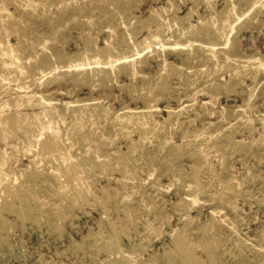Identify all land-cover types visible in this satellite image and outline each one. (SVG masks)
<instances>
[{
  "label": "rangeland",
  "instance_id": "rangeland-1",
  "mask_svg": "<svg viewBox=\"0 0 264 264\" xmlns=\"http://www.w3.org/2000/svg\"><path fill=\"white\" fill-rule=\"evenodd\" d=\"M13 1L17 2L3 5L10 18L0 20V40L18 42L25 49L21 84L61 92L55 95L62 102L95 96L99 103L93 115L79 111L56 117L51 125L55 129L51 128L58 131V142L64 146L60 152L40 150L45 130L41 135L30 133L28 141L20 130H13L12 135L27 141L22 148L16 147L14 137L4 142L2 133L11 131L7 123L0 126V152L10 154L4 183L8 181L15 193L23 192L16 198L8 187L3 191L10 193L11 209L0 201V264H102L112 258L140 264L149 257V264H166L167 253L173 256L170 264H264V71L249 68L250 76L230 78L224 66L233 70L244 58L264 54V2L250 10L246 8L250 0H51L49 4L35 0L31 5ZM231 5L237 8L232 20L239 18L228 38L223 35L213 41L218 64L198 46L188 58L182 49L167 48L165 57L182 65V75L167 67L161 84L156 72L162 43H153L142 55L129 48L150 28L172 43L188 26L189 38L207 42L208 35L218 31L215 20ZM163 7L167 9L159 28L155 22L144 23L152 9ZM226 49L237 56L231 64L222 56ZM76 55L75 70L60 68L58 61ZM97 61L103 65H96ZM47 63L57 72L42 84V73L36 71ZM130 64L137 71L134 78L129 77ZM77 73L90 76L73 81ZM142 75L148 92L141 87ZM5 80L13 83L11 76ZM15 92H6L10 96L6 100ZM148 96L153 102L147 103ZM106 106L113 112L146 107L154 115L147 131L130 132L116 117L107 121L100 115ZM168 108L176 109L175 117H167ZM241 108L251 116L246 125L237 117ZM195 128L199 131L190 134ZM121 151L129 156L107 161ZM33 158L34 171L21 170ZM172 161L174 168L168 171ZM66 167L80 173L82 199L69 191L61 195L58 180L62 181ZM30 181L38 186L33 189ZM44 182L52 191L47 198L41 187ZM177 232L193 258L186 259L175 246Z\"/></svg>",
  "mask_w": 264,
  "mask_h": 264
},
{
  "label": "bare ground",
  "instance_id": "bare-ground-1",
  "mask_svg": "<svg viewBox=\"0 0 264 264\" xmlns=\"http://www.w3.org/2000/svg\"><path fill=\"white\" fill-rule=\"evenodd\" d=\"M7 1H10L11 2H14L16 3L17 1H13V0H2L0 3V20H7L10 18V14L9 15H6L4 14V9L5 7H3V5L7 2ZM43 2H45L46 4H49L51 3V0H43ZM264 0H250V3H249V6H246L249 7L250 10H252L254 7H261L259 6L261 3H263ZM26 3L28 5H31L33 3H35V0H26ZM228 3V2H227ZM25 4V3H24ZM41 4V3H40ZM176 5V4H175ZM172 8H176L174 5H172ZM171 8V10H172ZM245 8V9H246ZM256 8V9H257ZM8 9V8H7ZM161 11H158V10H151L150 12V15L148 17H146L145 19V22L144 23H148L147 25H149L151 22H155L156 23V26L157 25H162V23L160 21L161 17L164 15L163 14V11L167 8H159ZM169 9V8H168ZM227 11L224 13V15H219V14H216L217 16L219 15L220 17H217V23H218V31L215 34H209L208 37H209V41H199V40H195V39H191L187 36V30H188V26L186 28H183V32H181L178 37H176L177 41H173L172 43H169L168 41L165 40V42L163 41V36H161V33L160 32H154L155 34H152L151 32L154 31V29H149L148 32H150L148 35H145L141 40L139 41H134L132 43L129 44V48L130 49H133L136 51V55H142L144 54L145 52L148 51L150 45H152L153 43L154 44H158L159 42H161V46L163 47L162 49V53H161V58H162V61L160 62V66L159 68L157 69V74L158 76H160V78L167 74L169 69L167 67H170L171 68V72L175 75H182V65H177L173 62H170L166 57H165V49L167 48H171L172 51H176L177 49H182L183 51H186L187 52V57L189 56V52L192 51V49L195 47V46H198L200 47L201 49H204V54L205 56L208 55L210 59H212L213 61V64H218V58H220L219 56L220 55H217V52H214L213 48H214V45H215V42L213 41H218L219 39H221L220 37H222L223 35H226L225 37L228 38L227 36L232 33V27L234 26V22H237L238 21V16H235L234 19L232 20V16L234 15V11L235 8L234 6H228L226 7ZM6 11V10H5ZM166 11V10H165ZM246 11V10H245ZM255 12V11H252V13ZM21 13V12H20ZM251 13V11L249 12ZM256 13V12H255ZM189 14V13H188ZM249 15V14H247ZM250 16V15H249ZM177 17V16H175ZM182 18V17H181ZM219 18V20H218ZM176 19V18H175ZM142 20V19H141ZM140 20V21H141ZM178 20V19H177ZM201 20V18L199 19ZM127 21V20H126ZM1 22V21H0ZM216 23V24H217ZM6 25V24H5ZM3 25V26H5ZM166 25V24H165ZM1 26V27H3ZM145 26V25H144ZM171 26V25H170ZM50 27V26H49ZM126 27V26H125ZM159 28V26H157ZM157 27L155 28V30L157 29ZM169 27V26H168ZM8 28V26H7ZM215 28V27H214ZM11 31L13 30L12 28H10ZM164 29V27H163ZM206 29H208V27H206ZM212 29V27H211ZM216 29V30H217ZM1 30V29H0ZM229 30V31H228ZM159 31V30H158ZM210 30H207V33H209ZM228 31V32H227ZM163 32V31H161ZM189 32V30H188ZM227 32V33H226ZM16 33V32H15ZM201 33V32H200ZM39 34V33H37ZM164 34V33H163ZM5 35V34H4ZM206 35V34H205ZM3 36V35H2ZM38 37V36H37ZM206 37V36H205ZM223 37V38H225ZM26 38V37H25ZM24 38V39H25ZM2 39V38H1ZM4 39V38H3ZM0 40V97H2V99L4 101H0V126L1 127H4L6 126L5 123H7V125L9 126L8 127V130L11 131L9 132V135L6 134V133H2V136L1 138L4 140V142H6L8 139H11V137H14L16 140V144L18 147L19 145L24 148L25 145H26V142L28 141V135H30V133L33 135V134H37V135H41V132H43L45 130V134L42 135V140L43 143L41 142V144H38V146H41V151H44L45 149L48 150V152L51 153V151L49 150H52L53 152H57L59 150L60 152V149H61V146L60 143L58 142V131L56 129L57 132L53 131V129H55L54 127H52L51 125H54L55 122L57 121L56 117H60L62 115L63 112H69V113H72L73 115H76L77 112L79 111H82L83 112V116L85 115H93L92 112H95L96 111V108H97V102H98V98H96L95 96H92L91 98L89 97H83V98H80V99H76V100H71V101H65V102H62L61 100H59V98L55 95V94H58V93H61V92H54V91H51V90H47V89H39V90H36V89H32L31 88V85H28V84H21V72L24 68L23 66V63H22V59L27 57L26 55H23L22 52L25 50H23L22 46L23 45H19V43H7L6 40ZM204 39V38H203ZM32 40V39H31ZM36 41V40H35ZM34 41V42H35ZM144 41V42H143ZM39 43V41H38ZM144 43V44H143ZM220 43V42H219ZM21 44V43H20ZM35 45V44H34ZM128 45V43H127ZM153 46V45H152ZM229 48V45L228 47ZM100 47H97V50L99 51ZM110 49V47L108 48ZM96 50V51H97ZM111 50V49H110ZM109 50V51H110ZM227 50V49H226ZM224 51L223 53V58L224 60L226 59L227 61H230V64L233 62V58H237L236 55L232 54L231 52H229V50L227 51ZM101 52V50H100ZM102 54V53H101ZM79 55V54H78ZM71 56L68 58V60H61V61H58L57 63H59V65H61L60 68H74V70L76 69L75 66H73V63H76L77 60H76V57L78 56ZM207 56V57H208ZM123 61H126L128 63H130L128 60L129 58L128 57H122ZM240 58V57H239ZM54 59V58H53ZM75 59V60H73ZM79 60L80 61H84V57H79ZM141 60V59H140ZM217 60V61H216ZM139 61V60H138ZM235 62V61H234ZM240 64L238 65V67L236 68H232L233 70H231V65H230V69H229V63L227 64L228 66L224 65L225 67H227L228 69V72H229V77L233 78V77H236L237 74H243V75H246L247 77L250 76L251 74V71L248 70L249 68H255V69H260V70H263L264 71V54H260V55H257V56H253V57H246L244 58L243 60L239 61ZM53 63V62H52ZM52 63H47V64H42L39 68V70L37 69L34 70V72L36 71L37 73L38 72H41L42 73V77H41V83L42 84H47L48 81L50 80V78L52 77V79L54 78L53 76L55 75V73L57 72L56 71V68L55 67H52L51 66L53 65ZM227 63V62H226ZM50 64H52L50 66ZM127 64V63H126ZM237 64V62H236ZM58 65V66H59ZM96 65L98 66H102L103 65V62L101 61H97L96 62ZM46 66V67H45ZM50 66V67H48ZM81 67V66H80ZM194 68V67H193ZM222 68V66L220 67ZM129 71V77L131 78H134L136 75H137V71L135 69V66L134 64H130V67H128ZM224 72V68H222ZM10 71V73H8ZM226 71V70H225ZM32 70H31V73L32 74ZM100 74H102V70L101 71H98ZM227 72V71H226ZM94 73V72H92ZM97 73V72H95ZM136 73V74H135ZM155 73V75H156ZM225 73V72H224ZM24 74V73H23ZM85 75V76H84ZM96 75V74H95ZM98 75V74H97ZM169 75V74H168ZM6 76H11L12 78V82L13 83H8L5 78ZM26 76V75H25ZM24 76V78H25ZM90 75H87L85 73H77L76 75H74V80H82V79H85L87 77H89ZM106 76V75H105ZM169 77V76H167ZM28 78V77H27ZM26 78V79H27ZM141 80H143L142 82L140 83H143V85L141 86L144 90H147L148 92V89L146 88L148 86V83L145 82V77L144 75L141 76ZM30 79V78H29ZM73 79V78H72ZM88 79V78H87ZM94 79V78H93ZM103 79V78H102ZM24 80V79H23ZM100 80H101V77H100ZM140 80V81H141ZM185 82L187 81V79H185ZM97 81V80H94V82ZM160 83L162 84V82L165 84V80L163 79V77L160 79ZM24 82V81H23ZM160 83H158L160 85ZM191 83V81L189 82ZM140 85V84H139ZM187 85V84H186ZM152 86V85H151ZM155 86V84H154ZM189 86V84H188ZM103 87V86H102ZM158 87V86H157ZM92 88V86H91ZM193 88V87H192ZM197 88V87H196ZM139 89V88H138ZM17 91L15 92L11 97L12 99L11 100H6V98L10 97L6 94V92H10V91ZM103 89H101L102 91ZM143 90V91H144ZM195 90V89H194ZM142 91V90H141ZM150 91V90H149ZM185 91V90H184ZM192 91V89H191ZM140 92V91H139ZM161 92V91H160ZM99 93V92H98ZM103 93V92H102ZM6 94V96H5ZM96 94V93H95ZM100 94V93H99ZM185 94V93H184ZM97 95V94H96ZM144 99V97H143ZM147 100V103H151L153 102V99L152 96H148V98H145ZM247 101H245V104H246ZM99 103V102H98ZM203 103H206V102H203ZM101 107V106H100ZM184 108V106H182ZM183 108H181L183 110ZM99 110V109H97ZM185 110V109H184ZM167 117L170 118H173L176 116V109H173V108H168L167 110ZM97 112V111H96ZM187 114V112H186ZM16 115H21V119L17 118L18 116ZM69 115V114H68ZM102 115V117H104L107 121H110V117H116V121L119 122V123H124L125 124V129L129 130L130 132H132L133 128L135 129V131H139L141 133H144L145 131H147V128L149 127L150 125V119L151 117H153V113L150 112V110L148 108H128L126 107L125 109H123L122 111L120 112H116L112 110V108L110 106H106L104 107L103 109V113L100 114ZM237 117H239V119L242 120V124L243 125H246L247 122L249 121V117H251L244 109L241 108V112H239L237 114ZM23 119V120H22ZM262 126L264 127V113L262 114ZM192 122V121H191ZM190 122V123H191ZM3 123V124H2ZM171 123H172V120H171ZM18 124V125H17ZM123 124V125H124ZM136 124L138 125V127H136ZM12 125V126H11ZM13 125L15 127H13ZM0 127V129H1ZM7 127V126H6ZM34 127V128H32ZM53 129H52V128ZM199 128V127H197ZM201 128V127H200ZM21 131L23 134H25V137H26V140L27 141H23V139L20 140V137H17L15 135H12L13 134V130L17 131V130ZM202 130V128L200 129ZM196 131H199V129H194L193 131H189L190 134H194V133H197ZM3 132V131H2ZM7 132V131H6ZM129 132V133H130ZM134 132V131H133ZM11 133V134H10ZM15 133V132H14ZM53 133V134H52ZM121 133V132H120ZM123 133V132H122ZM128 133V134H129ZM16 134V133H15ZM119 134V133H118ZM12 135V136H11ZM52 135V136H51ZM186 135H189V134H186ZM185 135V136H186ZM23 136V135H22ZM190 136V135H189ZM34 137V136H33ZM123 137V136H122ZM33 139V138H32ZM18 142V143H17ZM169 142V141H168ZM167 142V143H168ZM200 143V142H199ZM236 143V142H235ZM238 143V142H237ZM236 143V144H237ZM15 144V145H16ZM25 144V145H24ZM168 146V144H167ZM44 150H43V148ZM64 147V146H62ZM164 147V146H163ZM176 149H178L179 145H175L174 146ZM18 149V148H17ZM39 149V148H37ZM65 149V148H64ZM46 150V151H47ZM63 150V149H62ZM16 151V149L14 150ZM13 151V152H14ZM31 151V149L29 150ZM38 151V150H37ZM40 153V152H39ZM38 153V154H39ZM65 153V152H64ZM12 154V153H11ZM56 154V153H55ZM54 155V153H53ZM8 156H10V154L7 152V153H3V152H0V193H2L5 189L6 191V187L9 186L8 184V181H6L4 183V177H5V172H4V165L6 164V161H7V158ZM129 156V153L128 152H125V151H121L120 153H118L115 157H110L107 161H109V163L111 164V162H115V161H120L121 158L125 157V159ZM200 157V156H199ZM198 156L196 158H199ZM169 158V157H168ZM124 159V160H125ZM35 161V158H33V160H30L29 163L24 167L22 168L21 170H26L28 171L29 169H31L33 166V163ZM98 161V160H97ZM105 161V160H104ZM123 161V160H122ZM117 162V163H118ZM124 162V161H123ZM101 162H99L100 164ZM194 163V162H193ZM192 163V164H193ZM95 164V163H94ZM113 164V163H112ZM119 164V163H118ZM169 164V163H168ZM191 164V165H192ZM93 165V164H92ZM102 165V164H101ZM174 165H175V161H172L170 162V167L168 169V171H171L173 170L174 168ZM70 166V165H69ZM96 166V165H95ZM99 167V166H98ZM103 167V166H102ZM110 168V166H108ZM167 167V166H165ZM80 168H82L81 166L79 167V170ZM112 168V167H111ZM114 168V167H113ZM113 168L111 170H113ZM28 169V170H27ZM83 169V168H82ZM81 169V171H83ZM86 169V168H84ZM104 169V168H103ZM107 170V168H105ZM104 169V171H105ZM124 169V168H123ZM193 169V168H191ZM32 170V169H31ZM36 170V169H35ZM66 172L65 174H63V176L65 177V179L63 180V176L61 177L62 178V181L59 179L58 181L59 182V187L60 188V192H61V195L64 193V192H72L73 195L77 196L78 193H81L79 191H82L83 189H81L80 187V183L79 181L80 180V173L79 175L77 174L76 172H73L70 170V168L66 167L65 168ZM34 171V170H32ZM80 171V172H81ZM101 171V170H100ZM167 171V170H166ZM36 172V171H35ZM61 172V171H60ZM69 173H71L72 175L70 176ZM194 172V171H193ZM192 172V173H193ZM25 173V172H24ZM30 173V171H29ZM28 173V174H29ZM191 173H189L190 175ZM27 175V174H26ZM62 175V174H61ZM82 175V174H81ZM83 176V175H82ZM195 176V175H194ZM194 176H190V179L194 178ZM31 177V176H30ZM45 177V176H44ZM59 177V176H58ZM67 177V178H66ZM183 177V176H182ZM186 177V176H185ZM188 177V176H187ZM58 179V178H57ZM132 180V179H131ZM134 180V179H133ZM182 180V179H181ZM138 181L140 182V180L138 179ZM56 182V181H55ZM23 183V182H22ZM27 183V182H26ZM30 183V186L35 189L38 185L32 181L29 182ZM28 183V184H29ZM41 183V182H40ZM58 183V182H57ZM79 183V184H78ZM228 183V182H227ZM1 184H3L1 186ZM42 184V183H41ZM78 184V189H77V185ZM229 184V183H228ZM49 185L50 184H47L46 182H44L43 186L42 187V191L44 192L45 190V196L47 198V196H50V194L52 193L51 190H49ZM65 185V186H64ZM76 186V188H74ZM83 186V184H82ZM10 190H11V185L10 187H8ZM7 188V191L9 190ZM101 188H105V186H102ZM227 188V187H226ZM21 191V190H20ZM26 191V189L24 190ZM56 191V190H55ZM11 192L15 193L14 191L11 190ZM54 192V191H53ZM21 192H17L15 194H17V196H14L12 195V197H18L19 198V195ZM23 193V192H22ZM21 193V194H22ZM72 193L70 194L71 196ZM188 193V191H187ZM190 193V192H189ZM29 195V194H28ZM64 195V194H63ZM79 195V194H78ZM10 196V193H4L2 194L1 198L0 197V201H2V204L7 205L9 206L8 208H10V202H9V197ZM60 197V195H58ZM58 196H56L57 198H59ZM67 196V195H65ZM79 196H82L81 199L83 198V195H79ZM77 196V198L79 197ZM11 197V196H10ZM74 198V199H75ZM80 198V197H79ZM3 199V200H2ZM63 199V197H62ZM76 200V199H75ZM26 201V200H25ZM80 201V199H78V202ZM77 202V201H75ZM81 202V201H80ZM84 202V201H83ZM82 204V203H81ZM13 205V204H11ZM3 206V207H4ZM14 206V205H13ZM11 209V208H10ZM7 210V209H5ZM6 222V221H5ZM186 226H184L185 228ZM185 230V229H184ZM190 232V231H189ZM202 233V232H201ZM92 234V233H91ZM90 235V234H89ZM176 235V233H175ZM84 238V237H83ZM95 238V237H94ZM182 233L180 232H177V235L176 237L173 238V242H175V246H178V248L180 249V252L182 251L183 253H185L186 255V259H190L191 257L193 258V254L192 253H189L188 252V249L187 247H184L186 246V244L184 242H181L182 240ZM206 239H209L208 236H205V242L204 244H206ZM95 240V239H94ZM185 240V239H183ZM186 241V240H185ZM112 243V241H111ZM188 243V242H186ZM184 246H183V245ZM76 246H79L80 245V242H76L75 243ZM111 245V244H110ZM115 245V244H113ZM188 245V244H187ZM198 247V246H197ZM114 248V246H113ZM177 248V247H176ZM114 251L115 253L117 252V248L115 246L114 248ZM168 251H171V250H168ZM179 251V250H178ZM167 252V251H166ZM115 253L113 255V257H115ZM118 253V252H117ZM116 253V254H117ZM112 254V253H111ZM261 256V254H260ZM177 257V256H176ZM263 257V256H262ZM261 257V259H263ZM121 259V258H120ZM173 259V256L172 254L170 255V253H167L166 254V257H165V261L167 262L166 264H170L171 263V260ZM118 259L117 258H112L110 260H106L104 261L102 264H123V260L121 259L120 261H117ZM213 261V260H212ZM145 262H147V264H149L150 262V257L147 258L144 262H141L140 264H144ZM189 262V261H188ZM132 263V262H131Z\"/></svg>",
  "mask_w": 264,
  "mask_h": 264
}]
</instances>
